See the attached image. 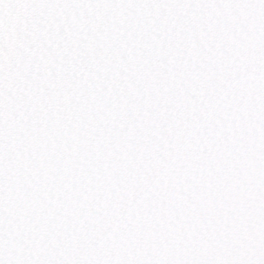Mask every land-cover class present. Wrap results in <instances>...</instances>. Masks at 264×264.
<instances>
[{
	"label": "snow or ice",
	"instance_id": "obj_1",
	"mask_svg": "<svg viewBox=\"0 0 264 264\" xmlns=\"http://www.w3.org/2000/svg\"><path fill=\"white\" fill-rule=\"evenodd\" d=\"M0 264H264V0H0Z\"/></svg>",
	"mask_w": 264,
	"mask_h": 264
}]
</instances>
